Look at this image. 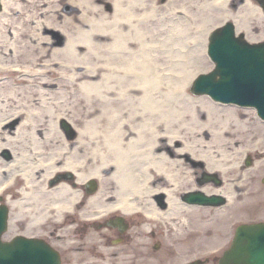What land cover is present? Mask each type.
<instances>
[{
  "label": "bare ground",
  "instance_id": "obj_1",
  "mask_svg": "<svg viewBox=\"0 0 264 264\" xmlns=\"http://www.w3.org/2000/svg\"><path fill=\"white\" fill-rule=\"evenodd\" d=\"M0 1V193L13 218L23 206L75 208L81 182L97 175L114 195L104 205L145 204L174 236L187 229L205 247L223 241L221 234L204 240L212 224L202 214L228 230L249 206L258 191L253 177L264 170V119L190 87L212 65L207 35L222 19L234 16L250 41L264 38L260 7L251 0ZM58 170H72L75 181L49 185ZM205 172L220 181L202 180ZM196 190L224 201L187 200Z\"/></svg>",
  "mask_w": 264,
  "mask_h": 264
},
{
  "label": "flooded vegetation",
  "instance_id": "obj_2",
  "mask_svg": "<svg viewBox=\"0 0 264 264\" xmlns=\"http://www.w3.org/2000/svg\"><path fill=\"white\" fill-rule=\"evenodd\" d=\"M58 171L55 181L48 180L49 185L75 181L73 171ZM94 177L89 175L81 182L83 201L71 210L49 207L40 211L23 206L22 210L16 208L18 216L13 218L15 208L10 204L1 237L46 242L56 251L58 264H218L221 253L208 255L203 242L190 244L187 229L174 236L171 227L152 219L148 205H104V198L114 195L108 196L106 183ZM91 196L96 199L87 204ZM233 232L227 230L225 235Z\"/></svg>",
  "mask_w": 264,
  "mask_h": 264
},
{
  "label": "water",
  "instance_id": "obj_3",
  "mask_svg": "<svg viewBox=\"0 0 264 264\" xmlns=\"http://www.w3.org/2000/svg\"><path fill=\"white\" fill-rule=\"evenodd\" d=\"M209 39L208 51L216 61V65L209 73H203L199 76L198 80L193 84V89L198 92H210L215 98L222 100H240L257 103L256 97L236 96V91L245 86L246 88L258 85L264 87V41L255 43V49L242 46L248 42L242 38V34L240 36L233 34V25L231 23L213 30ZM236 42L238 45L235 44ZM231 55L246 57V62L239 71L234 72V66H229L230 62L227 59ZM245 65L252 66V69H255L257 66H261L262 68L260 71L257 70L255 76L249 79L248 77L252 73H249L248 70H245L244 74L242 72ZM217 74L220 77L217 78ZM241 81L246 82V84L244 85ZM262 107L264 106L260 103L259 111L264 113ZM215 179L217 180V178ZM186 198L211 203H216L223 199L219 195H206L201 191L188 192ZM1 208L0 212H5V208ZM4 220L5 213L2 216V224H4ZM10 245L0 242V260H3L0 264H18V259L20 258L26 257L34 260L36 257L41 256L42 258L43 256L44 248L42 246L35 247L29 244L32 251H28L26 248H19L14 243ZM35 248H37V251H34ZM227 255L228 257H232L231 260L222 261L221 264H264V223L239 225L237 227V234ZM41 262L42 264H46V259L43 258Z\"/></svg>",
  "mask_w": 264,
  "mask_h": 264
},
{
  "label": "rangeland",
  "instance_id": "obj_4",
  "mask_svg": "<svg viewBox=\"0 0 264 264\" xmlns=\"http://www.w3.org/2000/svg\"><path fill=\"white\" fill-rule=\"evenodd\" d=\"M251 2L255 6H259L260 7L261 15L263 16V18H262L263 20H261V22H264V12L262 10L261 5L258 3L257 0H251ZM233 9H234V7H233ZM234 18H235L234 16L231 17V18L227 17L225 19H222L221 23L223 21L227 20V19H231L235 23ZM235 26H236V24H235ZM238 31L245 32L246 29L243 27L241 29H238ZM255 31L259 32L260 28L255 30ZM213 66H214V64L212 63V65L209 67L210 68L209 70H211L213 68ZM191 91H193V90H191ZM204 94H206L207 96H211L208 93H204ZM251 109L257 115L255 109L253 107H251ZM251 155H252V158H253V161H254L253 153ZM245 156H246V154L244 155V159H245ZM244 159H243V162H244ZM251 165H252V163H251ZM245 167H247V166H245ZM262 176H264V170L256 172L255 176L253 177L254 178L253 189H257L258 191L254 192V194H252V196L250 197V199L248 201V205L249 206L247 207V209H245L244 211H242V210L241 211H237L234 214L235 215V219H236V223L240 222L242 220H246L247 218H254L255 216H264V183L261 180ZM2 195H3V199L5 200L6 199V194H2ZM238 212H243V214H240V213L238 214ZM202 217L204 218V220L207 222L208 225L212 224L211 228L208 231L205 232L204 240L209 242L208 244L213 243L215 241L214 238L216 237V235H218V234L225 235L227 233V228H226V225H225L226 224L225 221H221L220 224H218L217 221H215V218H213V216L208 217L205 214H202ZM189 236H190L189 237L190 238L189 239V243L190 244H192L193 242L194 243L203 242V239L200 237V235L197 236L196 232H194L192 234H189Z\"/></svg>",
  "mask_w": 264,
  "mask_h": 264
}]
</instances>
